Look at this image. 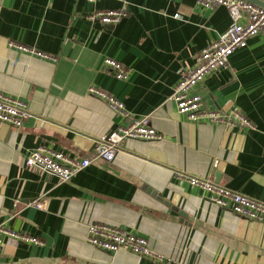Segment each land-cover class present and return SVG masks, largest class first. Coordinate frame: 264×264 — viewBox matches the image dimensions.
<instances>
[{
    "label": "crops",
    "instance_id": "1",
    "mask_svg": "<svg viewBox=\"0 0 264 264\" xmlns=\"http://www.w3.org/2000/svg\"><path fill=\"white\" fill-rule=\"evenodd\" d=\"M122 5L0 0V90L25 100L31 112L21 127L0 121V224L42 241L4 235L0 264H153L89 243L92 222L143 235L181 264H264V221L222 208L177 175L209 177L264 199V35L251 37L197 87L204 106H238L256 128L193 121L169 97L200 50L230 26L227 7L127 0L128 15L116 24L91 17ZM106 57L123 62L129 77L116 78ZM90 85L121 99L130 115L148 116L162 138L128 139L114 160L95 158L96 139L127 119L92 95ZM40 145L92 162L62 181L26 164Z\"/></svg>",
    "mask_w": 264,
    "mask_h": 264
},
{
    "label": "built area",
    "instance_id": "2",
    "mask_svg": "<svg viewBox=\"0 0 264 264\" xmlns=\"http://www.w3.org/2000/svg\"><path fill=\"white\" fill-rule=\"evenodd\" d=\"M89 1L94 2L97 0ZM121 1L123 2L122 6L99 9L91 17L98 18L103 24L118 23L128 15L127 0ZM196 1L199 5L209 9L219 5L227 7L231 23L226 31L200 50L192 67L182 71L169 99L176 103L178 112L185 115L189 120L224 123L230 127L241 126L254 129L256 123L238 106L231 105L225 108L204 106L197 87L205 80L207 75L228 66L230 56L237 49L247 46L251 37L258 34L264 35V6L251 0ZM260 1L264 3V0ZM175 16L178 17L179 13H176ZM12 45L39 57L55 59L53 55L25 44L12 42ZM104 65L111 69L118 79L129 77L130 69L123 62L113 57H106ZM88 91L92 95L105 100L113 111L127 119L125 124L119 125L116 129L102 134L96 139L95 158L105 161L114 160L128 139L153 140L162 138V133L149 123L148 116L130 115L125 103L115 95L96 85H90ZM30 115L31 112L25 100L0 90V121L21 127ZM25 162L30 167H39L56 175L62 181H67L77 171L89 166L92 158H74L66 155L61 150L40 145L27 155ZM217 165L218 161H215L214 166ZM177 175L185 178L192 186L201 188L206 192L208 200L222 208L230 209L248 219L264 221V199H255L224 186L209 177L195 176L184 172H178ZM32 204L39 208L44 207L41 201H33ZM4 235L22 242L42 243L36 236L0 224V249L4 242ZM87 241L110 252L126 249L150 258L153 264H181L177 259L167 257L154 250L150 246L147 237L118 225L102 222L90 223L88 225Z\"/></svg>",
    "mask_w": 264,
    "mask_h": 264
},
{
    "label": "water",
    "instance_id": "3",
    "mask_svg": "<svg viewBox=\"0 0 264 264\" xmlns=\"http://www.w3.org/2000/svg\"><path fill=\"white\" fill-rule=\"evenodd\" d=\"M251 1H253V2H255V3H258V4H260V5H263L264 6V3L263 2H261L260 0H251ZM218 175H220V174H218ZM216 181V180H215ZM217 182V181H216Z\"/></svg>",
    "mask_w": 264,
    "mask_h": 264
},
{
    "label": "rangeland",
    "instance_id": "4",
    "mask_svg": "<svg viewBox=\"0 0 264 264\" xmlns=\"http://www.w3.org/2000/svg\"><path fill=\"white\" fill-rule=\"evenodd\" d=\"M218 70L214 71L213 73L217 72ZM246 114V113H245Z\"/></svg>",
    "mask_w": 264,
    "mask_h": 264
}]
</instances>
